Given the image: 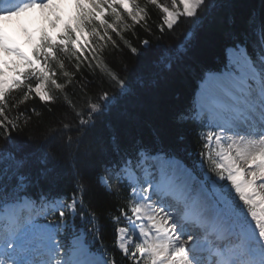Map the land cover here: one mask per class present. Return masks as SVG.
I'll use <instances>...</instances> for the list:
<instances>
[{
	"label": "snow or ice",
	"instance_id": "6c2138e0",
	"mask_svg": "<svg viewBox=\"0 0 264 264\" xmlns=\"http://www.w3.org/2000/svg\"><path fill=\"white\" fill-rule=\"evenodd\" d=\"M72 3L77 13L64 23L59 40L42 31L32 58L14 44L5 25L21 22L35 9H53L55 20L48 22L56 28L59 4L0 0V54L18 57L27 69L12 68L7 78L9 64L0 55V140L6 145L0 148V264H120L116 252L125 264H264V12L247 18L224 69L205 79L192 106L178 114V121H194L204 129L198 132L203 141L198 168L139 141L121 148L116 139L112 158L94 182L77 164L71 191L52 195L44 185L50 171L48 144L56 142L66 157L78 159L81 146L128 90V82L107 60L111 53L105 52L109 44L120 50L109 30L120 35L115 25L124 19L121 10L149 34V4L162 13L157 26L162 34L179 28L181 18L199 23L208 11V0H179V8L172 0L171 9L159 0H146L144 6L136 0ZM106 13L114 17L112 23ZM20 28L31 40L32 32L23 23ZM142 44L147 50L149 40ZM125 46L132 55L143 54L126 41ZM77 86L87 92L82 107L65 92ZM13 90H21L20 95L13 96ZM36 97L50 116L34 106L8 115ZM37 124H44L43 141L28 156L20 155L26 145L16 142L13 132H32ZM30 160L39 166L35 178L25 171ZM33 185L39 190L34 192ZM77 220L82 231L65 246L59 237L76 228ZM105 220L116 226L111 253L102 239ZM87 236L100 245L95 253Z\"/></svg>",
	"mask_w": 264,
	"mask_h": 264
},
{
	"label": "trees",
	"instance_id": "16d2710c",
	"mask_svg": "<svg viewBox=\"0 0 264 264\" xmlns=\"http://www.w3.org/2000/svg\"><path fill=\"white\" fill-rule=\"evenodd\" d=\"M145 4L146 0L142 5ZM147 11L150 17L147 28L151 34L146 31L143 23L135 25L130 21L126 24L128 27L119 30L120 35L112 33V39L120 50L109 44L105 49L106 54L111 53L107 55V60L128 82L129 87L127 92L119 96L114 109L102 118L97 133L81 146L78 159L66 157L56 142L48 144L47 151L51 159L47 168L50 171L49 179L44 181V185L52 195L71 191L77 164L81 174L94 182L104 163L112 158V147L116 139L121 148H129L139 141L154 152L168 153L178 157L189 167H199L203 141L198 132L204 129L194 121H178V114L192 106L198 84L204 75L225 67L227 48L232 45L235 35L245 27L250 15L259 16L264 12V0H208V11L202 14L199 23L194 24L191 20L181 18L183 23L179 28L172 32L165 29L163 34L157 27L161 23L162 13L150 4L147 5ZM145 39L149 40L147 50L142 44ZM125 41L143 54L132 55L125 46ZM178 57H182L179 63ZM169 64L172 65L171 68L168 67ZM65 66L73 71L67 60ZM79 75L77 73V79ZM85 75H89V79L94 82L99 80V77L89 73ZM57 79L58 82L64 80L59 75ZM20 91L13 90L12 95L19 96ZM116 91L111 90L113 93ZM65 92L78 106H83L86 91L77 86L66 88ZM54 94L59 95L58 92ZM33 106L46 116L51 115L38 97L30 98L19 108L12 109L8 115L15 116L23 109ZM20 119L22 121L24 116ZM43 129L44 124H37L32 132L25 129L19 136L13 132L16 142L23 141L26 145L20 155L28 156L35 143L43 141ZM5 146V142L0 140V148ZM7 146L12 148V145ZM38 168L35 161L30 160L25 171L35 178ZM39 187L40 185H33L32 190L38 191ZM76 223L81 229V222L77 220ZM103 225V243L111 253L115 250L116 226L108 220L103 221ZM87 240L95 250L100 247L91 236H87ZM115 254L120 264H125L119 253Z\"/></svg>",
	"mask_w": 264,
	"mask_h": 264
},
{
	"label": "bare ground",
	"instance_id": "6f19581e",
	"mask_svg": "<svg viewBox=\"0 0 264 264\" xmlns=\"http://www.w3.org/2000/svg\"><path fill=\"white\" fill-rule=\"evenodd\" d=\"M56 1L54 2L59 4V9H58L59 14L62 13V15H64L65 18L63 21H61L59 27L55 31H52L53 35L58 34V32L64 26V23H67L70 20V18L75 15V9L73 8L74 5L72 3V0H56ZM53 11H54L53 9H46L45 12L41 13L38 9H35V11L30 12V14L26 15V17L22 18L21 22L11 21L5 25V30L8 36L11 38L14 44L18 46L29 57L34 58V49L36 45L35 41L36 38L39 37L42 28H44L45 25L47 24L46 19L55 20V16L52 15ZM21 23H23L29 29V31L32 32L33 36L31 40H29V38L23 33V31H21L20 28ZM0 55L3 56V59L6 60L8 64L12 62L13 58H17V60H19V58L15 56H9L7 54H0ZM5 71H7V78H9L10 75H13V72L9 68L5 69ZM215 74L217 73H211L206 75L204 80L210 79ZM203 81L200 84V88ZM200 88L198 90V93L200 91Z\"/></svg>",
	"mask_w": 264,
	"mask_h": 264
},
{
	"label": "rangeland",
	"instance_id": "374dc122",
	"mask_svg": "<svg viewBox=\"0 0 264 264\" xmlns=\"http://www.w3.org/2000/svg\"><path fill=\"white\" fill-rule=\"evenodd\" d=\"M54 1H56V0H54ZM143 1H145V0H136V2L139 3L141 6H143V5H142ZM159 1H163V2H164V3H163L164 5L169 6L170 9L172 8V0H159ZM56 2H57V1H56ZM177 7H178V8H179V7H182L181 5H179V0H177ZM73 8L75 9V15H76V13H77V9H76L74 6H73ZM38 10H39L41 13L45 12V10H44L43 12H42L40 9H38ZM33 11H35V10H33ZM29 14H30V13H29ZM27 15H28V14H27ZM59 15H60V17H61V21H63L64 18H65L64 15H62V13H60ZM75 15H74V16H75ZM121 15H122L123 18H124L123 21H121L120 23H118V24L115 25L118 31H119L120 29H122L123 27H125V25L127 24V22H129V21L132 22L131 19L127 16V14L123 12V10H121ZM105 19H107V20L109 21V23H112V22L114 21V17L111 16L110 13H106V14H105ZM46 21H47V24L45 25L44 28H42L39 37L36 38V41H35V42H36V45H35V49H34V57H35V50H36V48L39 47V45H40V40H41L42 31H43V32H47L50 36H55V37L57 38V40H59L60 35H61V34L63 33V31H64V26H63V27L61 28V30L58 32V34L53 35V34H52V31H55V30L59 27L61 21H58V22H57V27H56V28H53V27L51 26V24L48 22L49 20L46 19ZM68 22H69V21H68ZM132 23H133V22H132ZM112 33H114V32H112L111 30H109V34H110L111 36H112ZM88 39L91 41V40H93L94 38H92V37H88ZM84 55H89V53H88V52H85ZM17 67H18V70H23V71H26V70H27L26 67L22 65V62H20L19 60H17V58H13L12 62L9 64V69L11 70L12 68H17ZM6 73H7V71H6ZM12 76H13V75H10V76H9V79H11ZM21 79H22V78H21ZM213 143H214V142H213ZM131 147H132V145H131ZM129 148H130V147H129ZM229 183H230V182H229ZM75 229H76V228H69V229L65 230V231L62 233L61 237H59V239H61V242H62L65 246H71L73 240L76 238V237L73 236V235H74V231H76ZM78 233H80V232L78 231ZM70 236H71V241H70V243H69V245H68V243H67V239H68Z\"/></svg>",
	"mask_w": 264,
	"mask_h": 264
}]
</instances>
